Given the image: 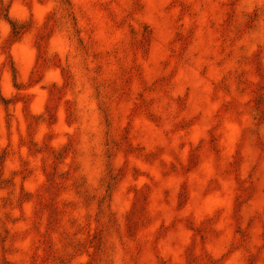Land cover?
Masks as SVG:
<instances>
[{"label":"clouds","instance_id":"obj_1","mask_svg":"<svg viewBox=\"0 0 264 264\" xmlns=\"http://www.w3.org/2000/svg\"><path fill=\"white\" fill-rule=\"evenodd\" d=\"M0 264H264V0H0Z\"/></svg>","mask_w":264,"mask_h":264}]
</instances>
